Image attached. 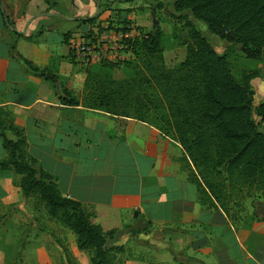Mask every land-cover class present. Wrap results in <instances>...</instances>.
Masks as SVG:
<instances>
[{
    "label": "crops",
    "instance_id": "crops-1",
    "mask_svg": "<svg viewBox=\"0 0 264 264\" xmlns=\"http://www.w3.org/2000/svg\"><path fill=\"white\" fill-rule=\"evenodd\" d=\"M136 1L0 0V109L24 131L28 153L58 178L62 195L93 211L91 223L104 233V225L109 232L126 228L120 243L134 241L129 263L143 264L148 249H154L150 264H264V221L237 231L219 208L201 207L194 185L176 168L173 154H182L177 143L133 119H114L81 104L63 106L54 93L49 80L56 75L81 100L88 66L72 44L92 30L81 21L97 18L107 29L117 7V19L136 20L137 25L127 27L152 31L138 18L151 14L152 25L150 5L160 0H145L138 14ZM120 27L105 30L97 44L103 38L117 40L123 35L116 31ZM97 52L99 62L105 61L102 50ZM122 69L113 71L115 80L125 79V74L117 77ZM7 137L15 139L10 133ZM4 158L0 141V161ZM16 181L13 173H0L2 217L25 205ZM3 260L0 251V264Z\"/></svg>",
    "mask_w": 264,
    "mask_h": 264
},
{
    "label": "trees",
    "instance_id": "trees-1",
    "mask_svg": "<svg viewBox=\"0 0 264 264\" xmlns=\"http://www.w3.org/2000/svg\"><path fill=\"white\" fill-rule=\"evenodd\" d=\"M173 8L176 14L190 15L221 41L240 46L248 59L263 56L264 0H173ZM151 12L155 16V9ZM6 23L12 25L8 19ZM112 23L108 21L107 29H103L97 18L81 21V25L92 29L84 31L82 37L96 43L105 30L114 28ZM116 23L121 26L117 32L133 31L132 38L124 39V44L134 59L88 66L81 100L59 77L52 76L49 81L61 105L81 104L114 119H133L177 143L182 149L180 162L188 171L186 178L206 210L220 209L218 205L222 207L225 201L224 185L218 179L255 185L264 201V135L253 121L251 82L255 74L237 80L226 56L219 55L188 20L184 25L185 58L173 69L165 65L161 48L164 33L159 26L154 25L150 33L144 34L141 28L127 27L130 23L125 16L119 15ZM13 50L11 47L10 52ZM119 66L130 71L131 76L124 73V80H115L113 71ZM257 116L264 123V103ZM7 133L15 139H9ZM0 141L5 153L0 173L11 172L18 178L15 185L25 200L37 195L50 218L73 233L77 250L94 253L92 264H111L109 255L123 250L110 246L114 231L104 233L91 223L93 213L62 195L58 178L44 171L28 153L24 131L1 109ZM220 210L227 215V210ZM263 221L264 216L257 222Z\"/></svg>",
    "mask_w": 264,
    "mask_h": 264
},
{
    "label": "rangeland",
    "instance_id": "rangeland-1",
    "mask_svg": "<svg viewBox=\"0 0 264 264\" xmlns=\"http://www.w3.org/2000/svg\"><path fill=\"white\" fill-rule=\"evenodd\" d=\"M137 2L140 7L134 9L135 14H138L139 10H144L141 6L147 5L145 0H137ZM158 3H162L163 7L158 8ZM150 7H154L155 9L153 24L151 25V14L144 18H138V21L145 19L146 24L150 25L149 28L157 25L165 33L161 48L165 65L168 69H173L184 61L186 53L185 42L187 40V30L184 25L188 20L206 38L211 47L219 55L226 56L232 74L237 80H240L243 75L255 74L256 79L251 82V89L253 91V121L258 131L264 135V123L257 116L258 108L264 103V52L263 56L258 60L248 59L240 46L221 41L211 35L203 24L195 21L190 15L176 14L173 8V0L156 1ZM116 11L117 7L112 10L114 15H111V17L114 16L112 26L115 28L120 26L116 23L118 22ZM129 23L130 25L128 26H132V24L137 25L136 20L129 21ZM145 28L149 29L148 27ZM58 37L60 35H55V39H58ZM120 43L124 49L120 52L122 60L117 63L133 60L134 57L126 49L124 39H121ZM99 49L102 50V56H104V48ZM61 60L56 59V62ZM124 73L128 76L132 74L123 68L122 70H118L117 77H121ZM176 155L175 153L173 154L174 160L177 161L176 168L187 176L188 171L183 167L184 164L180 162L181 156ZM217 182L223 183L224 188L222 193L225 196L222 207L218 206L223 211L227 210V219L237 231H248L255 223H258L259 218L264 216L262 211L264 210V201L261 197V191L255 185L249 186L248 184V186H244L240 183H230L226 179H218ZM204 208L207 207L205 206ZM88 211L93 212L91 209H88ZM8 212L5 216H0L4 220L0 225V251L4 258L1 264H92L91 261L94 253L92 251L80 252L77 250L73 233L57 220L50 218L45 204L37 195L31 196L29 200H26L23 207L14 208ZM107 215V213H102L101 217L106 218ZM104 226L106 228L105 233L107 234L109 232L108 225ZM121 226H123L122 222ZM125 229H122V231L113 230L114 238L110 244L111 247H119V244H122L120 242L123 240V234L128 235ZM132 242L134 243L131 240L126 246L122 244L124 247V249L122 247V252L110 254V263L134 264L133 262H128L132 261L135 255L132 251ZM147 252L149 254L147 253L146 261H142L143 264H150L149 255L154 257L153 253L155 250L148 249Z\"/></svg>",
    "mask_w": 264,
    "mask_h": 264
},
{
    "label": "built area",
    "instance_id": "built-area-1",
    "mask_svg": "<svg viewBox=\"0 0 264 264\" xmlns=\"http://www.w3.org/2000/svg\"><path fill=\"white\" fill-rule=\"evenodd\" d=\"M132 30V29H131ZM130 38V34H123L117 40L106 41L104 38L100 45L96 43H91L90 41L80 38L75 43L72 44V51L81 59L85 66H90L92 64L98 63L100 61L101 54L97 52L98 48H104L105 55L104 60L111 63H117L122 60L120 52L124 49L122 47L120 40Z\"/></svg>",
    "mask_w": 264,
    "mask_h": 264
}]
</instances>
